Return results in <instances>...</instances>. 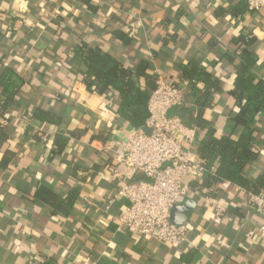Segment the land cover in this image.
<instances>
[{"label": "crops", "instance_id": "1", "mask_svg": "<svg viewBox=\"0 0 264 264\" xmlns=\"http://www.w3.org/2000/svg\"><path fill=\"white\" fill-rule=\"evenodd\" d=\"M244 1L91 0V12L77 0H0V73L12 69L25 82L6 114V134L17 155L0 169V264H264L257 236L262 218L247 212L244 195L233 189L217 188L211 194L213 203L225 208L220 225L210 222L211 211L202 207L206 192H192L180 201H193L195 208L185 224L187 238L177 249L118 229L116 217L126 202L116 196L106 147L114 148L131 130L116 114V96L87 92L77 76L81 66L69 58L74 45L87 42L131 70L145 61L148 76L178 87L184 84L180 67L197 61L223 85L205 108V117L229 134L228 79L234 68L223 55L234 53L238 35L255 38V73L264 80V9L243 16L228 12ZM115 30L131 34L130 45L118 42ZM210 39L214 47H209ZM183 99L185 105L171 108L168 116L188 124L195 108L186 90ZM37 108L60 116V129L34 122L31 115ZM68 128L87 132L71 138L50 159L54 136ZM253 129L260 153L249 169L255 176L264 167V111ZM98 131L111 139L106 144L90 141ZM38 187L60 197L77 188L71 214L53 215L34 199Z\"/></svg>", "mask_w": 264, "mask_h": 264}, {"label": "trees", "instance_id": "2", "mask_svg": "<svg viewBox=\"0 0 264 264\" xmlns=\"http://www.w3.org/2000/svg\"><path fill=\"white\" fill-rule=\"evenodd\" d=\"M77 1L87 10L94 11L91 0ZM239 6L228 12L240 16L251 13L247 9L246 0L239 3ZM112 34L125 46L132 41L131 34L127 35L120 30H115ZM254 41L252 35H238L233 39L234 53L223 55L224 60L234 68V73L228 79L230 91L227 94L232 101L228 114L231 124L229 134L219 132L215 124L205 117V108L213 104L215 97L222 93V82L218 77L205 72L197 61L191 60L180 67L181 79L195 108L189 117V123L184 119L181 122L199 130L200 139L195 152L206 169L201 181L190 183L193 192L207 193L209 189L214 191L222 181L254 193L264 190V167L255 176L249 170L260 159V153L253 143V126L264 111V80L255 73L258 59L251 50ZM208 44L209 47H214L215 41L210 39ZM71 49L69 58L81 66L77 76L87 92L99 96L114 94L118 100L116 114L126 127L130 130L142 128L148 118L149 96L156 87V77L146 74L145 61L131 70L116 57L87 42H80ZM24 85V78L12 69L6 68L0 73V150L3 151L0 169L7 167L17 155L6 134V114L21 94ZM31 117L40 126L60 129L62 124L60 116L42 108L34 109ZM86 132L75 128L59 130L53 138L50 159L60 155L71 138H81ZM110 139L109 134L101 131L89 136L90 141L97 140L103 144ZM78 196L77 188H72L65 197H60L45 187H38L33 193L34 199L51 208L53 215L61 216L71 214ZM191 258L192 254H189L187 259Z\"/></svg>", "mask_w": 264, "mask_h": 264}, {"label": "built area", "instance_id": "3", "mask_svg": "<svg viewBox=\"0 0 264 264\" xmlns=\"http://www.w3.org/2000/svg\"><path fill=\"white\" fill-rule=\"evenodd\" d=\"M246 3L249 12L264 9V0H246ZM135 25L140 27L141 22L138 20ZM155 85L148 99L144 126L131 130L125 140L114 148L106 147V151L111 153L114 165L116 196L126 202L116 217L118 229L177 249L187 238V227L172 225L170 211L192 194L190 183L201 181L206 169L195 152L199 130L168 116L171 108L185 105L186 85L178 87L161 77H156ZM143 129L149 130V135ZM46 138V134L41 135L43 141ZM218 188L233 189L244 195L246 211L262 218L257 236L264 247V190L254 193L228 181H222ZM213 192L207 191L202 207L211 211L209 221L220 225L225 208L213 203Z\"/></svg>", "mask_w": 264, "mask_h": 264}, {"label": "water", "instance_id": "4", "mask_svg": "<svg viewBox=\"0 0 264 264\" xmlns=\"http://www.w3.org/2000/svg\"><path fill=\"white\" fill-rule=\"evenodd\" d=\"M146 135H149L150 131L143 129ZM195 208V203L190 200H185L181 204L175 205L169 214V221L172 225L179 227L188 223Z\"/></svg>", "mask_w": 264, "mask_h": 264}]
</instances>
